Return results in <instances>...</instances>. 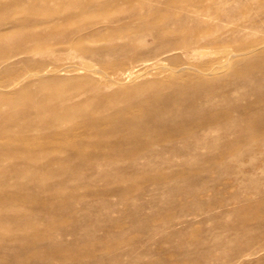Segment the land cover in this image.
<instances>
[{
    "label": "bare ground",
    "instance_id": "bare-ground-1",
    "mask_svg": "<svg viewBox=\"0 0 264 264\" xmlns=\"http://www.w3.org/2000/svg\"><path fill=\"white\" fill-rule=\"evenodd\" d=\"M24 1H2L0 10H17ZM63 1L78 10L62 23L50 19L51 33L29 29L45 22L27 13L0 18V32L9 24L40 39L12 48L9 36L0 35V75L8 76L0 81L7 89L0 93V264H180L146 259L141 250L161 226L148 229L158 205L139 183L168 179L161 188L175 193L177 182L195 179L186 168L168 170L203 161L205 152L220 155L204 171L231 168L243 152L264 155V22L254 29L262 33L258 40L242 41L239 29L228 40L211 38L210 12L233 18L227 6L243 0H141L128 12L133 23L100 15L86 21L94 0ZM143 31L158 45L139 52L147 47ZM126 36L130 44H118ZM42 49L40 57H18ZM129 49L138 54L125 57ZM64 56H72L70 64L53 62L47 74L50 62L40 61ZM23 64L36 68L14 74ZM239 94L256 102L243 106ZM222 105L240 114L230 109L222 117ZM241 174L253 183L250 173ZM133 230L150 231L134 237ZM221 239L195 251L199 264H231L243 252L227 254L231 245Z\"/></svg>",
    "mask_w": 264,
    "mask_h": 264
},
{
    "label": "rangeland",
    "instance_id": "rangeland-1",
    "mask_svg": "<svg viewBox=\"0 0 264 264\" xmlns=\"http://www.w3.org/2000/svg\"><path fill=\"white\" fill-rule=\"evenodd\" d=\"M2 1L5 0H0V4ZM83 1L86 2L87 0ZM94 1L97 4V7H91L88 13L82 15L83 20L88 21L89 19H91L92 15H100L111 19L123 17L124 21L133 23L134 17H132L128 12L132 7L141 6L142 4L141 0ZM227 9L229 13L234 14L233 18H221L213 12H210L209 22L211 25L210 30L212 33L211 38H215L222 34L226 36V39L231 40L234 35L233 31L235 29L240 30L239 34L242 41H255L262 36L261 31H255L254 29L258 25H260L261 22H264V0H243L242 4L237 6L230 3V5L227 6ZM14 10L15 9L0 10V18L7 19L8 17L16 16L20 19L24 13L30 14L31 16H33V18H36L40 22L44 21L45 23H42L39 26L35 24H28V28L34 32L47 34L51 33L52 31V25H50L49 23L50 19L53 18L55 19V21L62 23L66 16H68L69 12L76 11L78 9L74 7L68 8L63 0H25L23 4L19 5L15 12ZM52 13H55L56 15H53ZM244 13L246 15H244ZM116 24L117 23H114V25ZM5 27L6 28L2 32H0V35L9 36L10 41L8 45L12 48H18L21 40L26 44L27 48L34 47L35 44L38 43V40H40L37 38V40L28 37L26 38L24 35L19 34L15 29H10L9 24ZM16 29H18V27ZM143 34V40L147 47L144 48L145 51L139 52H146L148 50L150 51L152 50V48L156 47L155 45H158V42L156 39H154L153 35L147 34L146 32H144ZM125 38L120 39L118 41V44L126 43L125 45H129L132 39L131 36H126ZM103 44L104 42L98 43V45ZM41 54H43V49L34 50L29 54H22L18 57L24 58L26 56H29L37 58L40 57ZM137 54V51L129 49L125 53V57H133ZM71 58L72 56L63 59L61 58V60H58L56 62L55 57H46L42 59L43 61L40 62H50V64L46 66V73L50 74L54 72V69L56 68V66L52 64L53 62L59 65L70 64V62L72 61ZM177 63L178 65H181V62ZM165 65L169 68L172 67V64L169 63H166ZM94 67L99 68L100 64H96ZM35 68V65L32 66L23 64L15 70L14 74L21 75L26 71H30ZM79 72H83V70H80ZM60 74H65V72L62 71L60 72ZM4 75L5 74L0 75V81L7 79L8 76ZM149 77H151V75ZM11 80L12 79L10 78V81ZM17 84L18 86L21 85L20 83ZM5 90L7 89H3L0 86V93L5 92ZM236 99H239L240 103L243 106L256 102V98L251 95L241 97L239 94L236 96ZM230 109V105H222L221 107H219V112L223 117L227 111H230ZM232 113L234 115L236 113L235 116H237L239 112L238 110H232ZM213 152H205L202 157V159L204 158L203 161H188V163H185L183 165L179 164L178 166L175 165L170 170H168V173H176L180 172L181 168H186L190 171L191 177L189 179L192 180V182L195 179L193 183H191L190 180V182H186L187 186H185L186 183H184L185 185H181L183 184L182 182H177L180 185L176 183V186L178 185L181 188L179 187L180 189L175 193L165 192L167 194L166 196V194L164 193L165 190L161 188V185L164 184L168 179H163L164 183L162 182L160 186H157L152 181H146V183L144 184L139 183V186L146 185L149 189H152V191H149V193H147L148 195H146V198L153 202L152 204L154 205V207L158 205L157 207H155L158 210H156L154 220L151 221L152 224L148 226V229H153L155 225L161 226L159 235H156L153 241H148L141 249L142 251L146 250V252H148L146 259H158L167 262L170 258L180 264H199L201 261H197L199 259V256H197L195 253L197 251L202 252L203 249L206 250V248L215 243L216 238L221 239L223 237L224 239H221V241L225 243L228 240L230 242L227 241L226 243L231 245V247L227 246V248L224 245L227 254H235V252L240 253L243 251L242 253L237 254L236 257H234L231 264H264V155L261 153V150L253 152L249 151V153L245 152L246 154L243 152L244 156L242 155L241 160L232 162L230 164V167L232 169L222 168L223 170H220L216 168L213 170L210 169L204 171V169H206V167L208 166V161L212 157H218L220 155V152L217 150H213ZM177 160H180V158L178 157ZM240 172L250 173L249 176L251 178L249 180H252L253 183L250 185V181H248L247 179H243ZM200 174L201 176H199ZM198 176L201 178H199ZM23 181L26 182V179H24ZM258 181L260 182V184ZM208 182L212 183L209 184ZM196 187H198L199 189ZM174 194L176 198L174 197ZM172 199L177 203H175V201L173 202ZM182 210H186V212H188L187 218H179ZM149 212L150 210L148 209L145 214L149 215ZM114 215L117 216V214ZM129 219L130 217H127L124 219V221H126V223H129ZM178 219H180V221H178ZM169 220L175 221L173 223L171 222L170 224ZM116 230L118 232L120 231L119 228ZM192 230L195 234L192 232ZM149 231L150 230L139 232L133 230L131 232V236L138 237L136 235H145ZM221 232H223L222 235ZM249 241L251 244L249 243ZM248 246H252V248L250 249V247ZM186 252L194 254L190 256V254H186ZM186 255L187 257H190L187 258ZM180 259L181 261H179ZM144 260L145 259H136L131 264H142ZM137 261L140 262L138 263ZM221 264H227V261L224 259Z\"/></svg>",
    "mask_w": 264,
    "mask_h": 264
}]
</instances>
